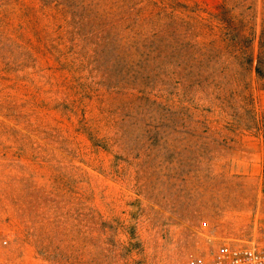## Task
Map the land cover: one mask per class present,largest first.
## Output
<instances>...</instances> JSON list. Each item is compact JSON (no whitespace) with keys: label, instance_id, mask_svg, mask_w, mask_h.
<instances>
[{"label":"rangeland","instance_id":"374dc122","mask_svg":"<svg viewBox=\"0 0 264 264\" xmlns=\"http://www.w3.org/2000/svg\"><path fill=\"white\" fill-rule=\"evenodd\" d=\"M74 1L77 25L57 4L0 0V264H194L264 236V0ZM164 4L183 18L186 84L151 88L182 126L117 125L113 96L76 95L87 78L56 70L43 30L155 28ZM150 137L163 149L146 156Z\"/></svg>","mask_w":264,"mask_h":264},{"label":"trees","instance_id":"16d2710c","mask_svg":"<svg viewBox=\"0 0 264 264\" xmlns=\"http://www.w3.org/2000/svg\"><path fill=\"white\" fill-rule=\"evenodd\" d=\"M43 3L45 6L57 4L72 10L74 16L67 19V22L80 24L82 18L80 20L75 13L78 6L74 0H43ZM162 6L164 9L157 14L160 25L155 28L146 25L122 30H112L109 27L84 30L76 26L72 29L58 28L59 30L45 27L43 30L44 49L46 53L54 56L56 70L66 73L72 71L74 75H79V83L87 78V83L82 86L83 83H80L76 88L79 90L76 95L85 97L86 93L82 88H86L93 100H103L104 93L101 91L109 92L113 96L111 102L116 105L110 119L117 125L130 123L151 127L160 122L162 126L169 127L170 122L176 121L175 126H182L180 111H171L168 103L170 99L167 101L164 93L156 95L157 93L152 92L155 88H151L158 79L165 82L160 85L166 88V85H170L171 77L176 79L177 89H183L186 84V46L180 28L183 18L167 15V5ZM154 17L155 14L151 13L143 21L150 24ZM168 18L173 19L179 28L171 31ZM171 36H174V41L168 42ZM252 62L250 59L248 63L251 65ZM82 71L87 72L88 77ZM90 73L93 75H89ZM256 73L264 78L261 61H258ZM61 104L63 103H59ZM70 112L76 113L72 109ZM81 118L82 130L87 133L94 146L103 145L104 140L99 137L101 126L98 123L94 125L85 118L84 113ZM157 134L160 136L161 133ZM154 141L152 138L149 146H146V156L162 151L163 146L153 148ZM164 145L167 147V143Z\"/></svg>","mask_w":264,"mask_h":264},{"label":"built area","instance_id":"2783aa9c","mask_svg":"<svg viewBox=\"0 0 264 264\" xmlns=\"http://www.w3.org/2000/svg\"><path fill=\"white\" fill-rule=\"evenodd\" d=\"M194 264H264V236L255 235L242 243H223L209 258H198Z\"/></svg>","mask_w":264,"mask_h":264}]
</instances>
